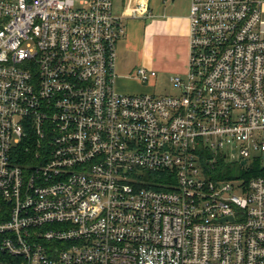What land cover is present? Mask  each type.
Segmentation results:
<instances>
[{
	"label": "built area",
	"instance_id": "1",
	"mask_svg": "<svg viewBox=\"0 0 264 264\" xmlns=\"http://www.w3.org/2000/svg\"><path fill=\"white\" fill-rule=\"evenodd\" d=\"M190 9L179 93H124L149 0H0V264H264V175H209L264 167V0Z\"/></svg>",
	"mask_w": 264,
	"mask_h": 264
},
{
	"label": "crops",
	"instance_id": "2",
	"mask_svg": "<svg viewBox=\"0 0 264 264\" xmlns=\"http://www.w3.org/2000/svg\"><path fill=\"white\" fill-rule=\"evenodd\" d=\"M163 1L164 3L166 2V0ZM191 1L192 0H188L189 7L184 12L169 13V15L160 17H153V14L151 12V17L149 18H126L124 20V24L127 28V32L125 36L119 40L118 43L117 65L120 56L125 58V56L129 57V55H131L132 53H137L139 56L142 55L143 52H145V57L141 60H145L147 63H149L153 67V70H163L170 75H185L190 58L189 15L191 11ZM123 7L124 0H120L119 5H117L116 0V10L122 12ZM155 49L158 50V52H161L162 56L152 61V59L149 58V52L154 51ZM134 70L135 66L130 68V72ZM117 73L118 76L116 79V87L119 89V91L124 93H155V90L153 89L154 86L151 85L150 81L147 83L150 85H146L149 86L148 88H146V91L143 89L139 91L135 89V87L129 82H123L122 75L119 72ZM156 77L152 78V80L156 79Z\"/></svg>",
	"mask_w": 264,
	"mask_h": 264
},
{
	"label": "rangeland",
	"instance_id": "3",
	"mask_svg": "<svg viewBox=\"0 0 264 264\" xmlns=\"http://www.w3.org/2000/svg\"><path fill=\"white\" fill-rule=\"evenodd\" d=\"M120 0H117V5H119ZM189 7V3L188 0H166V2L164 3L163 0H149V10L152 12L153 17H157V16H166L169 15V13H174V12H184L188 9ZM149 58L152 59V61H154L155 59H158L159 57H161V52H158V50H154V51H150L149 52ZM145 57V52H143L142 55H139L137 53H132L131 55H129V57L123 58V57H119V62L117 65V72H119L122 75V80L123 82H129L131 85H133L135 87V89L141 91L143 90H147L146 88H148L149 86L146 85H150L147 83H143L142 81H140V76L137 75V73L135 71L130 72V68L135 66L136 67H146L148 70H153L152 66L147 63L145 60H141L142 58ZM121 60V62H120ZM120 63V64H119ZM132 64V65H131ZM156 71H158V75L156 77V79L152 78L150 79L151 85L154 86V90L155 93L157 94H178L179 90L175 88V86L172 84L171 81V76L169 73L164 72L163 70L160 71L159 69H157ZM184 76V75H182ZM153 81V82H152ZM153 90V91H154ZM232 167L234 166H238L241 165L240 161H230L229 163Z\"/></svg>",
	"mask_w": 264,
	"mask_h": 264
},
{
	"label": "trees",
	"instance_id": "4",
	"mask_svg": "<svg viewBox=\"0 0 264 264\" xmlns=\"http://www.w3.org/2000/svg\"><path fill=\"white\" fill-rule=\"evenodd\" d=\"M209 175L214 179L234 178L235 176H259L264 175V167L261 166L260 162H255L252 167L249 168L248 173H246L242 165L232 167L229 163H226L224 158H220L218 168L210 172Z\"/></svg>",
	"mask_w": 264,
	"mask_h": 264
},
{
	"label": "water",
	"instance_id": "5",
	"mask_svg": "<svg viewBox=\"0 0 264 264\" xmlns=\"http://www.w3.org/2000/svg\"><path fill=\"white\" fill-rule=\"evenodd\" d=\"M243 164H246V160L243 161Z\"/></svg>",
	"mask_w": 264,
	"mask_h": 264
}]
</instances>
